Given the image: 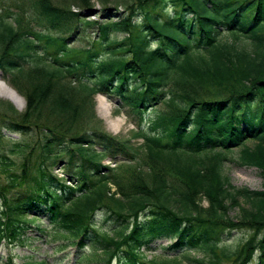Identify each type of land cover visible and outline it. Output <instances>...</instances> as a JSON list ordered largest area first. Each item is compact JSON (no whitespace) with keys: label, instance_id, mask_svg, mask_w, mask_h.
Wrapping results in <instances>:
<instances>
[{"label":"trees","instance_id":"obj_1","mask_svg":"<svg viewBox=\"0 0 264 264\" xmlns=\"http://www.w3.org/2000/svg\"><path fill=\"white\" fill-rule=\"evenodd\" d=\"M98 1L102 20L72 9L88 11L90 0H0V71L25 98L23 111L0 107V140L1 128L32 134L11 151L39 158L33 184L21 187L25 170L0 182V243L23 245L47 217L71 243L102 253H80V264H145L143 250L163 239L175 256L160 264L191 251L203 256L193 264H264V0ZM88 29L87 46L70 45ZM97 93L118 101L140 145L103 130ZM236 147L262 189L223 174V152ZM64 155L77 186L45 171ZM104 155L123 164L101 174ZM109 181L120 197L107 195ZM99 212L103 230L92 224ZM239 228L250 234L230 249L224 241Z\"/></svg>","mask_w":264,"mask_h":264},{"label":"rangeland","instance_id":"obj_2","mask_svg":"<svg viewBox=\"0 0 264 264\" xmlns=\"http://www.w3.org/2000/svg\"><path fill=\"white\" fill-rule=\"evenodd\" d=\"M53 1L58 2L59 0ZM116 2V0H106L104 6L113 8ZM89 6V12L85 7L78 8V6L76 5H73L72 9L77 11L80 10V12L84 16H86V18H89L91 20H102V3L98 0H90ZM122 7V5H119L117 7V10L121 11ZM86 35H90L89 39L94 37L90 29H88L85 34H79V32L71 34L69 41L70 45L75 47L87 46L88 38ZM0 85L9 86L14 89L9 85L7 80L3 79L1 71ZM19 96L23 101L18 100V104H16L7 97L0 95V107H4L5 105L10 104L16 111H23L25 106V98L21 94H19ZM94 102L96 116L102 121L103 130L114 135L120 140L128 139L130 144L133 146H137L141 143L140 138H137L133 135V133L137 130L135 123L131 118L127 117V115L123 111H121L118 101H114V99H110L104 94H96L94 96ZM1 133L3 134L4 138H1L0 140V158L4 156L6 158L5 160L11 162V164H9L7 171H4V167L0 164V182H8V172L20 175L23 173V170H25L28 177L27 180L22 183L21 187L24 188V184H33L32 178L39 179V173L37 170L39 158L33 155H28V150L17 153L12 152L11 149L14 148V142L16 143L20 140L25 142L31 140L32 138L34 139V137L31 136L32 134H19L16 132H11L4 128H1ZM246 145L249 147H254V142L252 140H248L246 142ZM241 149L242 147H236L223 152L225 155V159L223 161V164L221 165L223 174L229 179V183L235 187H246L253 190L262 189L263 178L260 174V170L255 166H249L241 162ZM93 150L100 152V148L98 146H93ZM97 160L101 165V174H104L107 171V167L113 168L116 164L117 168L119 164H121V162L123 164L124 159H122V156H119L115 160H113L112 158L104 155ZM66 162L67 155L59 157L58 162L55 165L50 164L47 161L45 171H47L51 176H54L59 180H63L65 184L67 183L72 187L77 186L76 179L70 178L73 173L66 170ZM108 186L110 193H107V195H110L112 192H114L115 187L110 183L108 184ZM116 196L120 197L119 195ZM242 203L243 202H241V205ZM201 204L205 206L207 203L204 199H202ZM228 216L233 219L238 217L239 207L235 206L231 208L228 212ZM104 218V213H96L92 224L94 223L98 227H101V229L103 230L110 225V223H107V225H103ZM39 229H42L43 231H39ZM249 234L250 231L246 228L233 230L229 236L227 235L224 243L228 248L232 249L237 243L242 242L244 239H246ZM26 236L27 239L23 245H20L18 243L11 245L7 242L0 243V264H7L8 262H10L9 264H77V256L80 252L90 256L94 254L93 256L97 258H100L102 256L101 252L98 251L94 253L90 249V247H84L83 249L78 250L76 246L70 244L71 240L60 235V229L58 228V226L53 224L47 217H41V219H37L35 223H33L32 226L29 227V231L26 233ZM87 243H89V241H87ZM167 243L168 241L166 240H160L152 243V246L149 249L145 250V264H160L162 261L167 260L168 258L171 259L170 257L175 256H165L166 251L162 248L161 245H165ZM201 257H203L201 253L191 251L189 253H186V255H180L179 262L182 264H193L190 261L191 258ZM233 261L234 257L231 256L223 261V263L234 264ZM114 262L115 260L112 261L111 264H114ZM86 263L99 264L98 260H89L86 261Z\"/></svg>","mask_w":264,"mask_h":264},{"label":"bare ground","instance_id":"obj_3","mask_svg":"<svg viewBox=\"0 0 264 264\" xmlns=\"http://www.w3.org/2000/svg\"><path fill=\"white\" fill-rule=\"evenodd\" d=\"M0 95L7 97L8 99H10L12 102H14L16 104H18L17 103L18 100L23 101L22 99H20L19 94L9 86L0 85Z\"/></svg>","mask_w":264,"mask_h":264}]
</instances>
